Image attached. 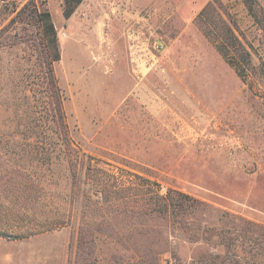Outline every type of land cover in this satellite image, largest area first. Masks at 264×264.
I'll use <instances>...</instances> for the list:
<instances>
[{
  "label": "rangeland",
  "instance_id": "374dc122",
  "mask_svg": "<svg viewBox=\"0 0 264 264\" xmlns=\"http://www.w3.org/2000/svg\"><path fill=\"white\" fill-rule=\"evenodd\" d=\"M28 1L0 0V230L72 221L0 236V264H75L78 199L59 156L39 159L42 138L59 151L52 122L33 111L30 89L43 99L46 87L41 26L3 29ZM32 1L57 29L53 68L74 143L204 203L182 221L109 228L118 241L98 240L88 264H264V25L243 0H83L69 18L63 0ZM223 20L253 53L245 74L217 47Z\"/></svg>",
  "mask_w": 264,
  "mask_h": 264
},
{
  "label": "trees",
  "instance_id": "16d2710c",
  "mask_svg": "<svg viewBox=\"0 0 264 264\" xmlns=\"http://www.w3.org/2000/svg\"><path fill=\"white\" fill-rule=\"evenodd\" d=\"M82 2L83 0H63L65 17L69 18ZM243 2L253 20L259 25H264V5L259 0ZM13 11L16 12L15 15L3 29H8L13 24L37 22L42 30V38L37 44L40 49L43 83L46 87L43 93L40 91L43 99H40L42 96L34 95V88L30 90L37 99L29 95L40 107V110L36 108L33 111L39 113L45 123L52 122L50 130L47 131L51 136L57 137L59 145V151L55 153L56 149L51 145V141L46 137L45 140L42 138L44 144L39 159L45 164H50L56 155L59 156L64 164V173L69 179L70 194L76 196L79 202L81 216L77 220L79 234L75 264H88L96 253L97 241L103 237L118 241V236L110 234L108 229L121 222L142 224L146 218L155 217L182 221L201 210L204 205L201 199L173 187L164 191L159 181L133 171L134 168L128 164L104 166L101 159L87 154L74 143L63 107V92L53 68V63L60 59L61 53L52 14L48 9L38 7L32 0ZM234 29L232 24L223 20L220 34L215 40L226 61L242 75L253 69V53L248 48L247 41ZM28 190L30 193L29 187ZM54 215L45 219L40 228L30 226V230H19L15 233L0 230V236L20 238L35 235L59 229L72 221L71 216Z\"/></svg>",
  "mask_w": 264,
  "mask_h": 264
},
{
  "label": "built area",
  "instance_id": "2783aa9c",
  "mask_svg": "<svg viewBox=\"0 0 264 264\" xmlns=\"http://www.w3.org/2000/svg\"><path fill=\"white\" fill-rule=\"evenodd\" d=\"M155 47L158 48H162V44H156Z\"/></svg>",
  "mask_w": 264,
  "mask_h": 264
}]
</instances>
